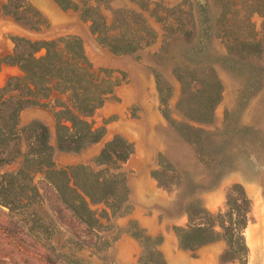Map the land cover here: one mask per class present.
Wrapping results in <instances>:
<instances>
[{
  "label": "rangeland",
  "instance_id": "1",
  "mask_svg": "<svg viewBox=\"0 0 264 264\" xmlns=\"http://www.w3.org/2000/svg\"><path fill=\"white\" fill-rule=\"evenodd\" d=\"M72 1L83 6L84 0ZM87 1L100 5L112 28L119 27L122 19L132 20V10L141 12L140 6L150 5V12L143 14L155 39L135 53H116L113 47L121 30L110 29L102 37L94 34L81 12L63 10L54 0H30L48 20L49 27L41 31L0 13V90L11 79L25 76L5 59L14 53V37L32 41L78 37L96 80L115 84L113 94L87 119L105 135L81 153L57 149V100L70 105L67 95L54 91L43 102L48 106H32L20 113L21 128L35 120L49 127L54 169L66 171L67 177L53 175L59 188L49 183L46 171L26 177L20 173L23 157L0 168V183H16L22 189L9 191L8 201L7 193L0 191V264H245L244 241L238 229H229L239 215L228 205V195L239 198L241 188L252 201L251 222L244 231L246 261L251 264L249 245L264 233V201L252 191L257 189L264 198V8L256 0ZM155 4H161L159 11L180 6L185 12L184 29L192 38L174 34L177 24L172 18L157 22ZM127 30L132 32L122 29ZM198 43L206 47L223 86L211 122L190 118V108L201 100L206 70L196 80L185 78L189 83L183 96L171 57L180 47L190 49ZM244 43L260 46L244 48ZM160 86L169 92L162 94ZM6 94L2 101L9 98ZM115 136L135 145L134 154L121 166L130 191L129 206L117 209L115 197L95 202L78 191L93 212L95 221L89 224L73 212V168L83 165L103 173L106 166H99L96 159ZM22 149L26 151L25 143ZM157 171L166 172L163 179L168 187H161L153 175ZM97 195L101 199L105 192ZM202 209L214 216L211 226L219 240L207 246L221 245L218 257L207 246L194 252L180 247L179 235L201 223L210 227L202 214L194 213ZM262 246L264 241L252 248L259 252Z\"/></svg>",
  "mask_w": 264,
  "mask_h": 264
},
{
  "label": "trees",
  "instance_id": "2",
  "mask_svg": "<svg viewBox=\"0 0 264 264\" xmlns=\"http://www.w3.org/2000/svg\"><path fill=\"white\" fill-rule=\"evenodd\" d=\"M63 10H74L81 12V17L91 23L94 34L101 37L108 30H121L117 38V44L113 47L116 53L131 54L151 45V40L155 39V33L145 18L143 12H150V5H142L140 11L128 10L132 12V20L122 19L119 27L108 26L105 15L100 10V5L91 6L84 0L83 6L72 0H54ZM258 6L264 8V0H256ZM254 4V2H253ZM161 8V4H155L153 14L157 22H165L172 18L177 24L174 34L182 35L186 39H191L193 34L184 29L185 23L183 15L185 12L180 6L173 8ZM198 11H201L197 9ZM0 13L12 17L22 26L33 30L41 31L49 27L46 17L30 2V0H7L2 3L0 0ZM152 14V12H151ZM164 15V16H163ZM173 28V26H171ZM130 28L132 32H123L122 29ZM15 50L13 55L5 59L9 64L18 65L25 73L23 78H13L4 90H0V101L3 97L17 92L16 95L0 103V168L11 164L15 160L23 157L24 165L20 173L29 176L36 172H45L46 178L51 185L59 188L53 175L67 177L66 171L54 169L53 153L54 148L50 143L51 133L47 125L39 120L31 122L24 128L20 127V113L32 106H48L43 103L49 100L54 91L62 95H67L70 105L57 100L58 108L55 111L57 120V149L65 153H81L94 144H97L105 135V130L94 129V126L87 119L92 117L113 94L114 83L109 79L96 80L92 69L93 66L86 56L83 42L75 36H68L55 40L32 41L26 38L14 37ZM258 48V43L243 44L244 48ZM44 54L38 56L39 53ZM172 54V52H171ZM173 55V54H172ZM172 59L176 61V76L183 84V96L188 91L184 85H188L186 77L191 80L204 69L206 70L201 83L204 89L200 91L201 100H198L196 107H191V120L199 122H211L215 106L221 100L223 86L219 81L214 69L213 61L207 56L206 47L198 45L183 49L180 47ZM205 76L208 78L206 79ZM108 78V77H107ZM201 78V77H199ZM160 86V92H169ZM162 93V94H163ZM165 100V99H163ZM168 117V115H166ZM23 143L26 144V151L23 152ZM135 152V145L122 136H115L108 142L96 161L99 166H106L104 172H92L86 166L73 168V212L80 220L93 224V212L89 209L84 198L78 191H84L91 200L99 202L108 198H116L118 208H126L129 200V189L126 185V175L121 171V166L126 163ZM110 172V173H109ZM108 175H107V174ZM153 175L159 181L161 187H168L165 178V171L154 172ZM102 176V177H101ZM175 179V176H170ZM239 187V186H238ZM22 191L16 183H0V191H5L10 200L9 191ZM239 192V198H233L229 194L228 205L233 206V210L239 215L237 222L231 223L229 229L237 230L243 239V248L249 255V248L246 244L244 231L251 222L252 201L243 188ZM98 191H104L105 196L97 199ZM80 201V204L74 203ZM120 204V205H119ZM194 210V209H193ZM195 215H203V219L210 222V227L199 224L187 235H179L180 247L184 250L195 251L203 246L215 243L219 240L217 233L211 224L215 222L214 216L207 210L194 211ZM221 218V214L215 217ZM233 220V218H231ZM190 230V228H189ZM181 231L184 233V229ZM137 237L139 235H136ZM149 240L150 238H145ZM227 254V253H226Z\"/></svg>",
  "mask_w": 264,
  "mask_h": 264
},
{
  "label": "crops",
  "instance_id": "3",
  "mask_svg": "<svg viewBox=\"0 0 264 264\" xmlns=\"http://www.w3.org/2000/svg\"><path fill=\"white\" fill-rule=\"evenodd\" d=\"M246 191L248 193H251V190L248 189V188H246ZM252 191H254V193H257L258 201H260V200H261V202L264 201L263 196L262 195H258L257 189H254ZM251 198H252V194H251ZM249 246L251 248V254L253 256L252 257L253 259L251 260V264H260L259 261H261V259H262V264H264V247L261 248L259 250V252H255L254 249L252 248V245H249ZM205 249L215 252V254H216L215 256L216 257H218L220 255V253L222 252L221 245H219V244H214V245L207 246V247H205Z\"/></svg>",
  "mask_w": 264,
  "mask_h": 264
},
{
  "label": "bare ground",
  "instance_id": "4",
  "mask_svg": "<svg viewBox=\"0 0 264 264\" xmlns=\"http://www.w3.org/2000/svg\"><path fill=\"white\" fill-rule=\"evenodd\" d=\"M252 240V239H250ZM264 241V233L260 234V237L257 239V241H255L254 243V240L251 242V244L254 246L255 244H257L258 242H262ZM263 247V246H262Z\"/></svg>",
  "mask_w": 264,
  "mask_h": 264
}]
</instances>
